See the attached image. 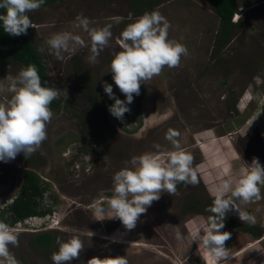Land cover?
Returning a JSON list of instances; mask_svg holds the SVG:
<instances>
[{"label": "rangeland", "instance_id": "1", "mask_svg": "<svg viewBox=\"0 0 264 264\" xmlns=\"http://www.w3.org/2000/svg\"><path fill=\"white\" fill-rule=\"evenodd\" d=\"M235 8L237 21L232 19L235 23L219 45L221 20L206 0H153L141 8L131 0H56L28 13L35 28L27 33L45 62L47 86L61 95L56 106L50 105L53 117L41 148L29 159L21 153L7 163L0 161V210L18 193L28 168L46 184L40 206L51 208L50 215L12 226L19 246L10 245L9 250L19 264H53L57 238L67 240L71 229L82 230L77 234L83 250L70 264L120 256L128 264H264V232L256 238L221 221V231L231 233L223 261L193 242L210 217L196 211L195 201L212 204L210 190L238 175L253 159L264 165V0H235ZM154 10L170 22L168 39L185 45L188 55L181 57L178 67H165L141 84L140 95L134 94L129 105L135 123L122 127L109 112L115 101L104 92L103 82L126 100L109 72L113 54L119 51L116 38L132 22L130 13L137 18ZM77 16L89 19L90 27L110 26V45L96 64L88 62V48L64 53L58 60L46 44L64 31L87 41V34L76 27ZM22 68L0 57V80L16 76ZM10 96L0 93V103ZM169 129L180 133L181 149L192 156L199 183H179L172 196L162 193L136 227L127 230L118 218L108 219L110 213L97 209H106L113 175L133 156L152 153L167 162V153L174 150L165 139ZM235 204L255 222L242 221L235 210L226 217L264 231V186L259 200ZM42 231L54 233L52 247L33 243V236Z\"/></svg>", "mask_w": 264, "mask_h": 264}, {"label": "clouds", "instance_id": "2", "mask_svg": "<svg viewBox=\"0 0 264 264\" xmlns=\"http://www.w3.org/2000/svg\"><path fill=\"white\" fill-rule=\"evenodd\" d=\"M44 3L45 0H0V10H3L0 22L4 31L10 36L26 35L29 27L35 28L28 13L38 10ZM129 20L132 22L116 38L119 51L113 54L109 71L126 100L119 99L113 92V85L107 81L103 82V88L109 99L115 101L108 106L110 114L116 121H123L127 114L132 126L135 115L129 105L133 103L134 94L140 95L141 84H147L165 67H178L181 57L188 55V49L185 45L168 39L171 25L159 11L145 12L137 18H133L130 13ZM233 20L237 21V17ZM90 23L89 19L77 16L76 27L81 28L89 39L86 41L82 36L68 31L57 32L46 41L50 53L62 60L64 53L77 48H88V62L96 64L100 52L109 47L112 32L110 26L96 28L90 27ZM43 50L39 49L41 52ZM4 92L11 96L5 103H0V161L7 163L21 153L29 159L47 139V125L53 117L50 105L60 98L61 91L53 86L42 85L37 67L30 64L16 76L0 80V93ZM67 95L66 93V98ZM179 136L180 133L173 129L165 134V139L174 149L167 153L166 163L152 153L133 156L130 161H126L128 166L112 177L113 195L107 200L106 209L98 208L97 211L110 213L108 219L118 218L127 230H132L141 214L146 213L147 208L159 200L162 193L174 195L179 183L197 185V172L191 167L193 158L181 149ZM154 147L160 149V145ZM261 186H264V165L258 159H253L238 175L227 178L217 188L210 190L213 203L208 211L212 215L208 224L201 229L204 234L201 235L200 230L194 235L193 242L210 251L218 261L225 260L228 257L225 242L231 233L221 231L224 228V222L221 221H224L228 212L235 210L242 221L254 223V218L242 211L235 201L247 204L253 199L259 200ZM46 215L50 213L38 217ZM28 218L18 222L25 223ZM71 232L73 234L67 240L57 238L58 251L51 254L53 264H70L73 259L79 258L83 243L77 233L82 230L71 229ZM10 245L19 246L18 234L9 223L0 220V264H19L9 250ZM87 264L128 262L123 256L103 259L93 257Z\"/></svg>", "mask_w": 264, "mask_h": 264}, {"label": "trees", "instance_id": "3", "mask_svg": "<svg viewBox=\"0 0 264 264\" xmlns=\"http://www.w3.org/2000/svg\"><path fill=\"white\" fill-rule=\"evenodd\" d=\"M56 0H45L44 4L54 2ZM135 8L146 7L150 5L153 0H131ZM213 5L217 15L221 20V27L218 36V45L223 42L228 33L231 30V26L235 22L232 21L234 13H236L235 0H206ZM137 10V9H136ZM3 10H0L2 13ZM240 23V21L238 22ZM0 57H7L10 60L20 63L23 68L32 64L37 67L38 73L42 80V85L47 86V71L46 65L36 50L35 46L31 42L28 33L20 36H10L4 29L2 22H0ZM52 106H56L55 100L51 103ZM2 182V181H0ZM46 190V184L39 178L38 174L31 168L25 169L22 176V182L18 193L14 196L11 202L0 210V220H5L11 226L16 222L22 221L32 216H43L51 212L50 207H41V200L43 193ZM199 201H195V206L201 213L212 215L208 211V208L212 206L210 202H206L203 205ZM201 207V208H200ZM224 222L234 228L242 231H248L254 237H258L263 234L264 231L249 228L247 225H239L229 219L224 218ZM109 228V227H108ZM55 235L51 231H42L36 233L33 236V243L39 248H50L54 245Z\"/></svg>", "mask_w": 264, "mask_h": 264}, {"label": "built area", "instance_id": "4", "mask_svg": "<svg viewBox=\"0 0 264 264\" xmlns=\"http://www.w3.org/2000/svg\"><path fill=\"white\" fill-rule=\"evenodd\" d=\"M129 119H130L129 116L127 114H125L124 120L120 121L117 119V122L120 124V126L129 127L131 124ZM17 223H21V222H17Z\"/></svg>", "mask_w": 264, "mask_h": 264}]
</instances>
